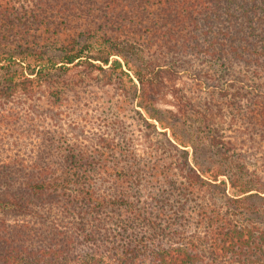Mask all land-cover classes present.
I'll list each match as a JSON object with an SVG mask.
<instances>
[{"label": "trees", "instance_id": "16d2710c", "mask_svg": "<svg viewBox=\"0 0 264 264\" xmlns=\"http://www.w3.org/2000/svg\"><path fill=\"white\" fill-rule=\"evenodd\" d=\"M93 1L102 31L76 45L53 18L84 0H0V264H264V0ZM33 31L43 43L3 41ZM78 65L132 72L131 97L174 139L155 128L146 155L112 139L52 143L33 126L37 101L63 100L68 84L50 76ZM167 71L225 95L226 127L192 109L187 139L145 107Z\"/></svg>", "mask_w": 264, "mask_h": 264}, {"label": "rangeland", "instance_id": "374dc122", "mask_svg": "<svg viewBox=\"0 0 264 264\" xmlns=\"http://www.w3.org/2000/svg\"><path fill=\"white\" fill-rule=\"evenodd\" d=\"M84 2L86 4L76 5L74 11L58 14L53 18V31L63 38L73 39L72 42L76 45L81 44L79 42L82 37L89 39L98 35L102 31L99 24L105 23L102 12L93 4L94 1L84 0ZM33 35L34 37L29 36L25 41L19 37L20 35L10 33L5 35L3 41L8 46L29 45L31 41L38 42L39 39H41L40 43H43L42 33L34 32ZM167 63L165 64L168 68L177 69ZM128 72L133 82L126 75L119 76L118 72H103L97 69L91 71L83 65L73 67L66 74H58L59 72L52 74L51 81H65L68 84L62 94L63 100L52 106L47 105L45 98L38 100L37 117L41 120L33 126L40 130H50L52 143L55 144L75 141L83 145H93L96 142L105 143L112 139L117 142L127 141L142 155H146L142 149L145 148V151L148 149L150 139L161 138L154 131L155 128L158 131L165 130L166 135L174 139L169 128H163L155 119L148 117L146 110L138 105L141 101L138 97H131L134 89L138 95L140 83L132 72ZM162 74L164 86L162 85L160 92L151 101V105L146 106L144 101L143 105L159 109L158 115L166 117L169 122L172 121L177 134L187 139H195L197 123L193 120L195 116H190L192 109H202L211 113L222 127H226L229 114L222 108L225 95L218 93L217 89L201 88L186 71L179 73L167 71ZM117 77L121 78L120 82H117ZM171 86L177 89L176 94H172ZM46 88V84H41L39 89L44 91ZM35 91V94L39 95L37 87H34ZM179 116H182L181 120L187 119L186 122L183 124L181 121L177 122ZM20 125L26 126L23 122ZM32 138H34L33 142L38 138L37 134L34 133ZM184 148L189 151L191 158V147ZM245 157L247 161H257L259 153L256 155L251 151ZM257 163L260 165L259 162ZM249 170L260 174L256 166L254 168L250 166Z\"/></svg>", "mask_w": 264, "mask_h": 264}]
</instances>
